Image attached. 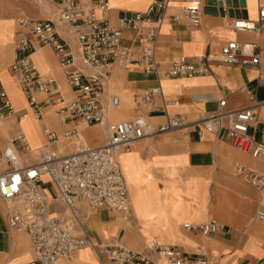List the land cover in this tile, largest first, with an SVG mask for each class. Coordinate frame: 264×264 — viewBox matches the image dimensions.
<instances>
[{
    "label": "crops",
    "instance_id": "1",
    "mask_svg": "<svg viewBox=\"0 0 264 264\" xmlns=\"http://www.w3.org/2000/svg\"><path fill=\"white\" fill-rule=\"evenodd\" d=\"M57 0H0V78L16 114L0 119V144L7 143L16 132L25 134L33 150L44 147L40 125L34 121L27 102L9 71L14 58V42L18 35L16 18L42 19L50 16ZM203 5L198 26H183L166 20L160 27L155 44V58L166 68L173 57L184 56L195 62L199 56L217 53L230 40L257 42L261 63L258 68L209 61L210 71L202 75L163 77L146 73L140 67L123 69L115 65L109 75L104 103L118 96L117 108L107 106L108 121L134 116L142 90L159 85L161 94L147 107L146 120L162 123L167 116L184 114L196 120L218 108L225 99V108L250 104L247 91L264 98V88L256 81L264 73V31L253 33L232 27L238 17L256 19L264 0H200ZM109 22L116 25L122 15L144 11L151 0H107ZM188 0H170V12L177 11ZM56 9V6H55ZM121 44L137 50L136 30L126 28ZM31 58L42 74L52 75L64 97L71 96L56 56L49 46L33 44ZM46 110L47 123L60 134L55 115ZM23 114V118H18ZM131 116V117H132ZM107 122L81 128L80 138L89 145L102 143L107 135ZM256 140L264 138V105L255 108V123L250 129ZM85 140V141H84ZM59 143H57L58 148ZM59 149V148H58ZM36 159L35 155H32ZM130 201L132 222L107 208L90 211L80 205V222L65 216V208L53 199L54 190L42 187L49 194L48 210L64 218L76 234L85 233L98 243L118 241L131 250H141L153 240L177 246L191 258L205 257L209 264H264V220L256 219L264 210V190L235 174L237 164L250 166L264 174V157H253L227 139H219L207 130L197 136L193 126L146 135L137 140L128 152L119 154ZM46 184L50 183L43 177ZM7 207L0 202V264H29L34 258L32 245L24 231L7 224ZM213 218L223 228L203 234L185 228ZM107 262L91 246H84L53 264H98ZM122 264H142L125 261ZM154 264H165L156 258Z\"/></svg>",
    "mask_w": 264,
    "mask_h": 264
},
{
    "label": "built area",
    "instance_id": "2",
    "mask_svg": "<svg viewBox=\"0 0 264 264\" xmlns=\"http://www.w3.org/2000/svg\"><path fill=\"white\" fill-rule=\"evenodd\" d=\"M221 2L224 0H220ZM54 17L16 18L18 35L14 42V58L9 71L27 102L35 122L40 125L45 143L33 150L22 132L9 137L7 146L0 148V200L7 207V224L24 231L32 245L35 258L29 264H53L72 252L91 246L107 257L98 264H122L125 261L154 264L162 258L165 264H209L205 257L191 258L177 246L153 240L141 250H131L118 241L98 243L85 233L76 234L63 217L48 210L49 194L42 187L43 177L54 190L53 199L70 212L71 219L80 222V205L90 211L107 208L131 224V201L122 172L119 154L128 152L133 144L146 135L196 128L227 139L253 157H264V138L256 140L250 132L255 123V108L264 105L255 92L247 91L250 104L225 108L220 99L215 111L196 120L184 114L167 116L159 124H150L145 111L161 87L153 85L142 90L134 116L111 123L107 106L117 108L118 96L104 103L105 87L115 65L123 69L140 67L146 73L163 77L202 75L210 71L209 61L258 68L261 63L257 42L230 40L217 53L199 56L195 62L184 56L173 57L166 68L157 63L154 50L161 25L170 20L183 26H198L203 5L200 0H188L177 11L170 12V0H151L144 11L124 14L116 25L109 22L107 0H57ZM232 27L236 30L260 33L264 31V6L259 7L256 19L238 17ZM126 28L136 30L137 50L121 44ZM49 46L54 52L70 97L59 91L56 79L39 72L31 58L33 44ZM257 84L264 88V73H258ZM55 115L60 134L46 120V110ZM16 114L0 78V119ZM18 118H23V114ZM107 122V135L98 145L80 142L81 128ZM77 139L78 146L62 152L57 143ZM36 153V159L32 153ZM235 174L264 190V174L250 166L237 164ZM256 219L264 220V210ZM185 228L203 234L220 231L223 226L213 218L198 224L186 223Z\"/></svg>",
    "mask_w": 264,
    "mask_h": 264
},
{
    "label": "rangeland",
    "instance_id": "3",
    "mask_svg": "<svg viewBox=\"0 0 264 264\" xmlns=\"http://www.w3.org/2000/svg\"><path fill=\"white\" fill-rule=\"evenodd\" d=\"M53 5V10L50 12V16L54 17L55 15V12H56V9H55V5ZM133 114L130 113L127 117H131ZM77 139H72L69 143L63 139L60 140L59 142V145H58V148L62 151V152H70V151H73L77 148L78 146V141H76ZM80 142H83L82 139L80 138ZM7 146V143H4V144H0V148H5ZM32 155H35V157H37L36 153H32ZM43 185H46L49 190L51 191V185L50 183L46 184V182H43ZM1 203H3L5 205V202L0 200ZM85 206V205H84ZM65 216L69 217L70 218V212L65 209Z\"/></svg>",
    "mask_w": 264,
    "mask_h": 264
},
{
    "label": "bare ground",
    "instance_id": "4",
    "mask_svg": "<svg viewBox=\"0 0 264 264\" xmlns=\"http://www.w3.org/2000/svg\"><path fill=\"white\" fill-rule=\"evenodd\" d=\"M107 118H109V116H108V113H107ZM82 139H84V138H82ZM85 141V140H84ZM30 144V143H29ZM45 177V176H44Z\"/></svg>",
    "mask_w": 264,
    "mask_h": 264
}]
</instances>
